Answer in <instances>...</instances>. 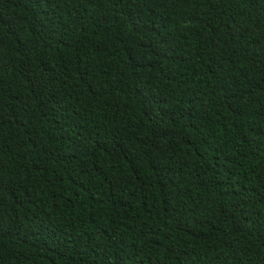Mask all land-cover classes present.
I'll list each match as a JSON object with an SVG mask.
<instances>
[{
  "label": "trees",
  "instance_id": "16d2710c",
  "mask_svg": "<svg viewBox=\"0 0 264 264\" xmlns=\"http://www.w3.org/2000/svg\"><path fill=\"white\" fill-rule=\"evenodd\" d=\"M0 264H264V0H0Z\"/></svg>",
  "mask_w": 264,
  "mask_h": 264
}]
</instances>
